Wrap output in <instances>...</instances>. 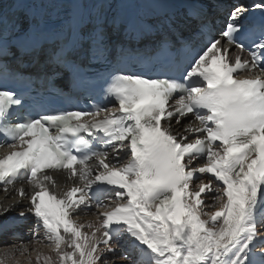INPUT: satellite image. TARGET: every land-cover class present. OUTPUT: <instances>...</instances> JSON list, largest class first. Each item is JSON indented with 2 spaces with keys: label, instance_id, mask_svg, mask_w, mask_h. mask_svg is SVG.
Here are the masks:
<instances>
[{
  "label": "snow or ice",
  "instance_id": "obj_1",
  "mask_svg": "<svg viewBox=\"0 0 264 264\" xmlns=\"http://www.w3.org/2000/svg\"><path fill=\"white\" fill-rule=\"evenodd\" d=\"M185 3L179 16L144 21L142 38L157 27L165 42L182 23H195L203 35L215 0ZM257 9L264 13V0L233 4L221 39L208 40L182 76L115 71L104 101L89 111L55 110L12 122L22 92L0 86V147L7 149L0 155V185L27 201L18 217L32 214L43 229L32 238L47 241L50 252H37L36 264H108L103 256L124 243L132 245L124 258L135 255L133 264H264V251L260 260L254 252L257 240L264 241L258 236L264 224V19L257 32L241 23ZM50 30L40 16L17 17L8 43L38 63L51 60L58 66L53 75L78 82L123 44L128 29L76 21L68 36L51 42ZM6 31L0 0V81L23 89L31 82L8 63ZM111 101L118 107L102 106ZM189 114L194 122L175 132L172 121L179 125ZM53 172L63 173L69 186L60 189ZM21 177L28 187H15ZM20 200L0 206V234L13 226L2 218ZM93 201L94 221L72 218Z\"/></svg>",
  "mask_w": 264,
  "mask_h": 264
},
{
  "label": "bare ground",
  "instance_id": "obj_2",
  "mask_svg": "<svg viewBox=\"0 0 264 264\" xmlns=\"http://www.w3.org/2000/svg\"><path fill=\"white\" fill-rule=\"evenodd\" d=\"M47 0H33L32 3L34 5H38V4H44ZM61 1V0H60ZM65 1V0H62ZM81 3H83L85 0H79ZM123 1L126 0H108L109 3V13H110V19L115 20L118 18V12L121 9L124 8L123 6ZM147 0H130V2L132 3H144ZM162 1V0H159ZM189 121H193L194 122V118L187 116L186 118H183L181 123L179 125L176 124L175 120L172 121V127L173 130L175 132H179L183 129L184 125L189 123ZM204 161L203 159L199 160L197 163L198 164H202ZM52 175L54 176V178L56 179V181L59 184L60 189H65L66 187H68L69 185L65 182V177L63 173H56L53 172ZM202 179H204V181L206 182L208 179V176H204L202 177ZM199 180H197L195 183L199 184ZM25 187H28L27 183L23 184ZM20 185H15V187H19ZM207 200L210 201L211 197L208 196L206 197ZM20 200V197L17 196V194L15 193V191L10 190L9 192L5 193V191L3 190V188H0V206L2 205H7L9 203H12L14 201ZM93 203V207L90 209V211L88 209H85L83 211H80L79 213H77L76 215H74L72 218L74 220H80L82 218H86V222L88 221H94L95 220V213L97 211V209L94 207V202ZM28 207L27 201L24 200H20V203L12 208L11 211H9L2 219L9 221V223L11 225H13L12 227L8 228L6 231H4L2 234H0V236L5 235V234H14V232H19L20 230H24L23 231V238L21 240L18 241H14L12 239H8L5 241V243L3 245L0 246V259H3L5 262L4 264H8L9 262L12 263L13 258L15 256H17L16 258H19V260L15 258L16 261H14L12 264H15V262H17L16 264H36V255L37 252L43 253V254H48L50 252V248L49 245H45L46 243H48L47 241L41 239V240H33L32 238V232L34 230L38 231L41 236L43 234V229L36 228L37 225V220L36 218L32 215V214H28L26 215L25 218L21 219L18 217V213L21 211H26ZM93 210V211H92ZM208 211H214V208H209L207 209ZM78 222V223H80ZM85 223V222H84ZM41 230V231H40ZM84 231H89V229H84ZM258 236L264 238V232H262V224L258 226ZM115 241L112 242V246H115ZM16 244V245H15ZM100 247H104V245H101ZM131 243H124L123 246L121 248H119L116 252L115 255H112L110 253H106L103 256V260L108 261V264H113V262H115V264H133V261L137 259V257L135 255H133L131 260H126L125 254L127 252H129L131 250ZM27 248L28 251L24 252L23 249ZM264 251V241H261L260 239L257 240V243L255 245L254 248V252L256 253V259L260 260L261 259V252ZM5 253H9V255L7 256V258H5ZM42 264V262H41Z\"/></svg>",
  "mask_w": 264,
  "mask_h": 264
},
{
  "label": "rangeland",
  "instance_id": "obj_3",
  "mask_svg": "<svg viewBox=\"0 0 264 264\" xmlns=\"http://www.w3.org/2000/svg\"><path fill=\"white\" fill-rule=\"evenodd\" d=\"M106 202H107V201H106ZM86 218H87V217L82 218V219H81V222H80V220H79V221L77 220V222H80V223H84V222H85V223H86V221H85ZM262 226H263V227H262V232H264V224H262ZM38 231H39V230H38ZM40 231H41V230H40ZM15 245H16V244H15ZM45 245H48V243H46ZM16 257H17V256H15V257L13 258L12 263H13L14 261H16L17 259L19 260V258H16ZM15 258H16V260H15ZM4 262H5V261H4ZM17 262H18V261H17ZM17 262H15V264H16ZM12 263L9 262L8 264H12Z\"/></svg>",
  "mask_w": 264,
  "mask_h": 264
}]
</instances>
